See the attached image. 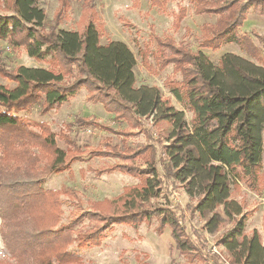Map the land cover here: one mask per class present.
Returning <instances> with one entry per match:
<instances>
[{
  "label": "trees",
  "instance_id": "16d2710c",
  "mask_svg": "<svg viewBox=\"0 0 264 264\" xmlns=\"http://www.w3.org/2000/svg\"><path fill=\"white\" fill-rule=\"evenodd\" d=\"M69 1L59 0L56 23L47 29L46 12L38 0H0V41L14 50L25 49L37 61H50V68L10 69L0 51V78L13 84H0V203L6 208L2 218L10 227L1 234L10 256L19 264H27L28 259L29 264H80L82 257L72 248L100 246L119 225L137 228L159 217L157 232L161 235L169 227L177 248L190 262L207 264L214 259L213 264H223L218 255L201 252L208 249L204 237L196 235V243L190 241L176 214L152 203L171 179L197 199L194 210L205 221L207 233L215 235L227 221L231 223L217 240L231 264H264L261 234L256 229L246 233L249 213L231 198L232 186L241 184L256 194L263 191L264 65L233 53L223 55L215 65L202 50L156 38L158 69L173 64L174 73L181 76V80L167 78L164 86L192 114L188 123L185 111L175 108L160 87L137 86L136 59L127 44L102 43L103 30L93 5L86 4L88 23L82 33L59 27ZM169 1L151 0L160 7ZM187 1L195 14L217 17L214 24L203 25L201 49L218 51L234 43L263 61L261 49L239 30L250 10L264 13V0ZM181 12L185 15L184 9ZM259 40L264 45V38ZM143 64L156 72L148 51ZM82 89L89 101L101 104L114 120L133 129H144L151 118L154 125L169 123L173 131L161 153L152 143L95 152L124 159L116 168L138 178L139 184L125 187L113 201H95L89 219L96 223L74 236L73 227L84 218L61 223V192L47 190L44 184L51 175L69 170L68 164L77 159L70 160L58 146L49 124L33 126L20 113L38 107L45 115ZM147 138L152 140V133Z\"/></svg>",
  "mask_w": 264,
  "mask_h": 264
},
{
  "label": "rangeland",
  "instance_id": "374dc122",
  "mask_svg": "<svg viewBox=\"0 0 264 264\" xmlns=\"http://www.w3.org/2000/svg\"><path fill=\"white\" fill-rule=\"evenodd\" d=\"M38 3L46 12V28H52L56 23L54 17L59 8V0H38ZM86 4L93 5L97 12L103 30L102 43L121 41L133 52L136 59L137 86L145 84L160 87L162 94L170 98L175 108L185 111L188 123L191 122L192 114L176 101L164 86L167 78L181 80V76L174 73L173 64L163 70L158 69L156 56L159 47L156 38H171L176 45H186L193 51L202 50L215 65L227 53L264 65V45L259 40L264 38V13L259 10L249 11L239 33L248 34L253 43L261 49L262 62L252 58L234 43L225 44L218 51L201 49L199 37L202 35L203 25L214 24L217 17L195 14L193 5L187 0H170L162 7L153 5L151 0H70L69 9L59 27L82 33L88 23L85 15L88 8ZM182 9L185 10V15L182 14ZM1 50L2 59L10 69L21 65L50 68V61L46 63L37 61L29 57L23 48L14 50L8 47L6 42L0 41ZM146 51L149 52V62L156 70L154 73L143 64V54ZM0 84L13 86L9 79L0 78ZM88 96V92L82 89L67 103L45 115L38 112V107L20 113V116L33 126L39 122L49 124L56 133L58 146L67 153L70 160L77 159L68 164L69 170L59 175H51L44 184L47 190L61 192V223L84 218V221L73 227L74 236L91 229L96 223L95 220L89 219L95 201L105 199L113 201L125 187L139 184L138 178L124 174L116 168L125 163L124 159L112 153L99 155L95 152L108 151L109 146H118L123 150L152 143L161 153L173 131L169 123L154 125L151 118L145 121L144 129H133L123 122L114 120L113 115L107 113L101 104L89 101ZM149 132L152 133V140L147 138ZM160 171L162 172L161 166ZM261 177L263 180L261 194H256L241 184L239 188L232 186L231 198L242 204L244 212L249 213L246 233L250 235L253 230H258L264 245V161ZM196 200L184 192L180 183L172 182L170 179L163 187L160 197L153 199L152 203L174 212L181 220L182 226L186 228L185 236L190 238V241L195 240L196 235L204 237L208 249H202V253L217 255L213 248H222L217 245V240L230 228L231 223L227 221L215 235L207 233L204 229L205 221L194 210ZM5 214L6 208L0 203V264H19L10 256L2 238L1 231L10 228L6 227L8 219L2 218ZM158 218L153 219L149 225L142 224L137 228L119 225L107 234L100 246L84 250L72 249L82 257L80 264H205L200 260L190 262L189 257H185L179 251L169 227L160 235L157 232L160 225ZM222 254L230 261L224 249ZM213 260L207 264H213ZM220 260L224 264L221 257ZM27 261L29 264V259Z\"/></svg>",
  "mask_w": 264,
  "mask_h": 264
},
{
  "label": "built area",
  "instance_id": "2783aa9c",
  "mask_svg": "<svg viewBox=\"0 0 264 264\" xmlns=\"http://www.w3.org/2000/svg\"><path fill=\"white\" fill-rule=\"evenodd\" d=\"M222 251H223V248H221V249H217L216 247L213 248V252H214L215 254H217L218 256H220V257L223 259L224 264H231L230 261L227 260V259L223 256Z\"/></svg>",
  "mask_w": 264,
  "mask_h": 264
}]
</instances>
